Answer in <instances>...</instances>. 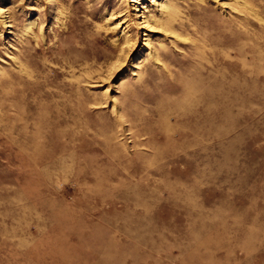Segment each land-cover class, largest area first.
<instances>
[{"label":"rangeland","instance_id":"obj_1","mask_svg":"<svg viewBox=\"0 0 264 264\" xmlns=\"http://www.w3.org/2000/svg\"><path fill=\"white\" fill-rule=\"evenodd\" d=\"M0 264H264V0H0Z\"/></svg>","mask_w":264,"mask_h":264},{"label":"bare ground","instance_id":"obj_2","mask_svg":"<svg viewBox=\"0 0 264 264\" xmlns=\"http://www.w3.org/2000/svg\"><path fill=\"white\" fill-rule=\"evenodd\" d=\"M110 19H114V17H110ZM32 25V24H31ZM120 24H117L116 27L119 28ZM30 25L26 27V32L30 31ZM30 33V32H29Z\"/></svg>","mask_w":264,"mask_h":264}]
</instances>
